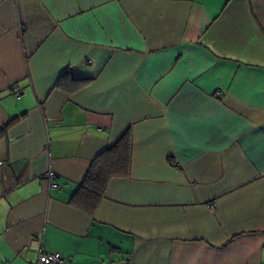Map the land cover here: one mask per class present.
<instances>
[{"label": "crops", "instance_id": "crops-1", "mask_svg": "<svg viewBox=\"0 0 264 264\" xmlns=\"http://www.w3.org/2000/svg\"><path fill=\"white\" fill-rule=\"evenodd\" d=\"M0 163V264H264V0H0Z\"/></svg>", "mask_w": 264, "mask_h": 264}, {"label": "trees", "instance_id": "trees-1", "mask_svg": "<svg viewBox=\"0 0 264 264\" xmlns=\"http://www.w3.org/2000/svg\"><path fill=\"white\" fill-rule=\"evenodd\" d=\"M91 81L92 79L71 78L67 71L59 78L55 87L64 91H76ZM69 82H72V85H69ZM130 155L131 129L127 128L113 144L106 147L91 162L80 187L71 198L72 206L93 216L105 195L109 181L113 178L128 177Z\"/></svg>", "mask_w": 264, "mask_h": 264}, {"label": "built area", "instance_id": "built-area-1", "mask_svg": "<svg viewBox=\"0 0 264 264\" xmlns=\"http://www.w3.org/2000/svg\"><path fill=\"white\" fill-rule=\"evenodd\" d=\"M20 89L17 86L12 87V96L15 99L20 98ZM1 165V163H0ZM49 186L51 188L60 189V186L56 183L57 174L49 171L46 176ZM35 264H68L67 260L54 254L45 253L43 249L39 250L38 258Z\"/></svg>", "mask_w": 264, "mask_h": 264}]
</instances>
